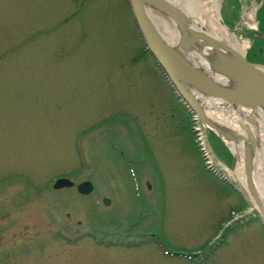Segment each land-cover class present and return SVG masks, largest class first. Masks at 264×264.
I'll list each match as a JSON object with an SVG mask.
<instances>
[{
	"label": "rangeland",
	"instance_id": "obj_1",
	"mask_svg": "<svg viewBox=\"0 0 264 264\" xmlns=\"http://www.w3.org/2000/svg\"><path fill=\"white\" fill-rule=\"evenodd\" d=\"M252 10L264 34V0L219 14L264 65ZM144 48L127 0H0V264H264L262 222L208 170L241 189L228 143Z\"/></svg>",
	"mask_w": 264,
	"mask_h": 264
},
{
	"label": "water",
	"instance_id": "obj_2",
	"mask_svg": "<svg viewBox=\"0 0 264 264\" xmlns=\"http://www.w3.org/2000/svg\"><path fill=\"white\" fill-rule=\"evenodd\" d=\"M132 20L148 53L163 73L181 103L208 129L227 143L243 146V165L249 199L243 188L239 193L264 226V202L255 183V152L260 143L257 111L264 117V65L249 62L222 41L193 27L184 12L168 0H127ZM146 10H155L170 19L179 33L177 45L167 42L154 27ZM257 37L264 34L249 29ZM196 54L206 65H197L188 57ZM213 76L223 79V83ZM205 103L214 104L237 128L213 121L206 115ZM214 107V106H213ZM260 119V118H259ZM234 157L233 169L236 164ZM66 178L55 181L53 188H72ZM81 195L92 192L91 182L76 186ZM104 206L110 201L102 199Z\"/></svg>",
	"mask_w": 264,
	"mask_h": 264
},
{
	"label": "bare ground",
	"instance_id": "obj_3",
	"mask_svg": "<svg viewBox=\"0 0 264 264\" xmlns=\"http://www.w3.org/2000/svg\"><path fill=\"white\" fill-rule=\"evenodd\" d=\"M176 7L180 8L189 23L199 30H203L214 38L222 41L238 53L244 56L246 52V47L244 43L236 40L232 32L226 27L220 18V3L221 0H168ZM147 15L154 27L160 32L162 37L172 45H177L179 40V33L173 25L172 21L155 10H146ZM244 24L249 28L254 29V10L250 11L248 14L243 16ZM188 57L197 65L205 66V63L198 58L196 54H188ZM216 81L223 83V79L218 76H213ZM206 115L220 124L231 125L237 128V125L232 123L226 115L221 114L219 108H217L213 103H205ZM214 106V107H213ZM256 115L260 118H256L259 124V138L260 143L255 152V172H254V183L260 193V197L264 202V117L263 113L260 111L256 112ZM207 128L204 126V129ZM228 146L236 157L237 163L232 171L234 178L238 181L241 188L252 200L250 193L246 187V176L244 174L243 165V146L241 143L234 144L228 143ZM231 173V174H232ZM232 176V175H231Z\"/></svg>",
	"mask_w": 264,
	"mask_h": 264
},
{
	"label": "trees",
	"instance_id": "obj_4",
	"mask_svg": "<svg viewBox=\"0 0 264 264\" xmlns=\"http://www.w3.org/2000/svg\"><path fill=\"white\" fill-rule=\"evenodd\" d=\"M263 13H264V12H262V14H263ZM261 24H262V28H260V31H264V18H263V16L261 17ZM144 49H145V48H144ZM250 56H251V51H250ZM250 56L248 55V57H249V59H250V60H249V59H248V60H249L250 62H252L253 59H251Z\"/></svg>",
	"mask_w": 264,
	"mask_h": 264
},
{
	"label": "flooded vegetation",
	"instance_id": "obj_5",
	"mask_svg": "<svg viewBox=\"0 0 264 264\" xmlns=\"http://www.w3.org/2000/svg\"><path fill=\"white\" fill-rule=\"evenodd\" d=\"M27 237L31 238V237H33V234H31V233H27ZM15 241H16V243H18V242H19V240H18V239H16ZM109 244H110V243H109Z\"/></svg>",
	"mask_w": 264,
	"mask_h": 264
},
{
	"label": "built area",
	"instance_id": "obj_6",
	"mask_svg": "<svg viewBox=\"0 0 264 264\" xmlns=\"http://www.w3.org/2000/svg\"><path fill=\"white\" fill-rule=\"evenodd\" d=\"M196 121H198V120H196ZM197 124H198V122H197ZM209 161V162H208ZM207 164L209 165V166H211V164H210V159L208 158L207 159Z\"/></svg>",
	"mask_w": 264,
	"mask_h": 264
}]
</instances>
